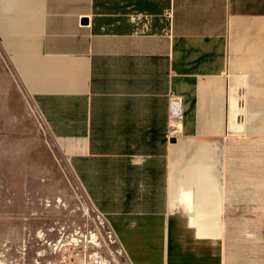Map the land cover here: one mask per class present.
Segmentation results:
<instances>
[{"label": "crops", "instance_id": "obj_1", "mask_svg": "<svg viewBox=\"0 0 264 264\" xmlns=\"http://www.w3.org/2000/svg\"><path fill=\"white\" fill-rule=\"evenodd\" d=\"M247 141L263 163L264 0H0V207L59 154L134 264H227L225 223H264V167L227 179Z\"/></svg>", "mask_w": 264, "mask_h": 264}, {"label": "rangeland", "instance_id": "obj_2", "mask_svg": "<svg viewBox=\"0 0 264 264\" xmlns=\"http://www.w3.org/2000/svg\"><path fill=\"white\" fill-rule=\"evenodd\" d=\"M240 149V157L230 160L227 179L248 186L264 160L253 159V141ZM8 178L2 175L1 193L13 205L0 207V264H117L108 226L62 155L51 154L48 173L34 175L25 196L9 190L14 184ZM224 229L227 264H264V223L226 222ZM221 243H209V264H219Z\"/></svg>", "mask_w": 264, "mask_h": 264}, {"label": "built area", "instance_id": "obj_3", "mask_svg": "<svg viewBox=\"0 0 264 264\" xmlns=\"http://www.w3.org/2000/svg\"><path fill=\"white\" fill-rule=\"evenodd\" d=\"M170 104H171V115H172V117L175 120L180 121L184 116V106H183L182 97L175 95V94H171ZM96 211L98 212L99 217L102 220V224L108 226V231H107L108 235L107 236L110 239L111 244H113V243H115V245L117 244V247L115 248V250L118 252L116 254L117 257L115 256V254H113V257H114V260L116 261V263L117 264L118 263L119 264H134L133 260L131 259L130 255L128 254L124 244L121 242L120 238L118 237V234H117L116 230L114 229V227L112 226L108 217L105 214H103L102 212H100L97 208H96Z\"/></svg>", "mask_w": 264, "mask_h": 264}, {"label": "bare ground", "instance_id": "obj_4", "mask_svg": "<svg viewBox=\"0 0 264 264\" xmlns=\"http://www.w3.org/2000/svg\"><path fill=\"white\" fill-rule=\"evenodd\" d=\"M196 164H197V163H196ZM198 165H199V164H198ZM200 165H201V164H200ZM194 166H195V165H194ZM196 166H197V165H196ZM196 166H195V168H196ZM205 168L207 169V167H205ZM208 168H209V166H208ZM198 169H199L198 171H199L200 173H201V170L204 171V169H203L202 167H201V168H198ZM200 169H201V170H200ZM195 170L197 171V169H195ZM195 170H194V171H195ZM203 171H202V174L199 173L200 175H198V173L196 172L195 175H196V176L198 175L199 177H200L201 175L204 176V174H203L204 172H203ZM205 173H206V172H205ZM207 176H208V175H206V177H207ZM209 177H210V176H209ZM209 177L206 178L205 181L210 180ZM210 178L212 179V177H210ZM192 179H193V178H192ZM200 179H201V180H204V177H202V178H200ZM207 179H208V180H207ZM198 180H199V179H198ZM198 180H195V182L197 181L196 183L193 182V183H194V186H196V185H201V184L206 186V182H205V181H202V182H201V180H200V182H199ZM212 180H213V179H212ZM212 180H211V181H212ZM208 182H209V181H208ZM212 184H213V182L211 183V185H212ZM214 184H215V183H214ZM214 184H213V185H214ZM213 185H212V186H213ZM190 190H191V189H190ZM196 190H197V189H196ZM196 190H194V191H195L196 193L200 194V195L203 193V192L201 193L200 190H199L200 193H199V191H196ZM204 190H205V188H204ZM202 191H203V190H202ZM190 192H191V191H190ZM206 193H208V191H207ZM204 194H205V193H204ZM204 194H202V195H204ZM197 196H198V195H197ZM206 196H207V194H206ZM206 196H205V197H206ZM183 198H184V196H183ZM185 198H186V197H185ZM188 198H189V196H188ZM200 198H201V197H200ZM202 199H203V198H202ZM207 199H208V197H207ZM209 199H210V197H209ZM198 200H199V199H198ZM199 201L202 203V201L204 202V199H203V200L200 199ZM206 201H208V200H206ZM206 201H205V203H204L205 205H206V203H207ZM184 202H185V201H184ZM194 203H195V202H193V204H194ZM210 203H211V201H210ZM185 204H186V203H185ZM185 204H184L183 208H184V211H186L185 213H187V214H191V213H192V214H195V215H196V214H199V215H203V216H213V214H211L212 211H214V210H211L212 207L210 208L209 206H208V207L203 206V205H204L203 203H202V204H203V205H202L203 207H202L201 205H200L201 207H200V206L198 207V206H195V204H194V206H192L193 208H192L191 206H188L187 204H186V205H185ZM207 204L209 205V203H207ZM190 205H191V204H190ZM210 206H211V205H210ZM212 209H213V208H212ZM216 211H218V209L215 210V212H216ZM213 213H214V212H213ZM192 214H191V215H192ZM214 214H217V212L214 213ZM189 216H190V215H189ZM193 216H194V215H193ZM191 218H193V217L191 216ZM112 253L115 254V256L117 257L116 254H117L118 252H117L115 249L112 251ZM118 264H119V263H118Z\"/></svg>", "mask_w": 264, "mask_h": 264}]
</instances>
